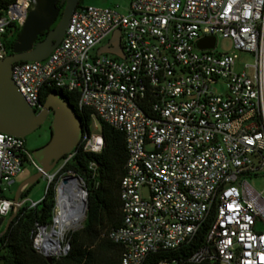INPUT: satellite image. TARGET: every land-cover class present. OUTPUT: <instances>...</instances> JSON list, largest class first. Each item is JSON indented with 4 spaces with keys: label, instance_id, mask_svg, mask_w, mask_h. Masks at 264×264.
I'll return each instance as SVG.
<instances>
[{
    "label": "built area",
    "instance_id": "1",
    "mask_svg": "<svg viewBox=\"0 0 264 264\" xmlns=\"http://www.w3.org/2000/svg\"><path fill=\"white\" fill-rule=\"evenodd\" d=\"M32 3L13 0L0 10V59L3 37L20 30ZM126 10L77 6L47 57L12 64L14 84L35 113L42 92L59 88L77 94L93 128L99 120L122 132L121 222L103 234L122 248L120 264L175 250L203 225L191 263L264 264V187L252 184L264 180V0H130ZM115 31L120 55L99 52ZM204 37L214 38L212 48L197 46ZM218 37L252 62L216 52ZM23 140L0 132L4 219L41 201L3 196L24 162L41 170ZM103 145L99 128L83 130L77 147L43 176L47 185L78 147L97 153ZM89 168L95 175L96 163ZM58 203L55 193L52 219ZM34 226L32 247L44 255L45 225ZM62 248L65 254L69 246Z\"/></svg>",
    "mask_w": 264,
    "mask_h": 264
},
{
    "label": "trees",
    "instance_id": "2",
    "mask_svg": "<svg viewBox=\"0 0 264 264\" xmlns=\"http://www.w3.org/2000/svg\"><path fill=\"white\" fill-rule=\"evenodd\" d=\"M13 0H0V10ZM82 0H79L78 6ZM60 10L51 26L58 21ZM19 30L9 35L15 36L6 40V48L11 52ZM46 31L40 33L37 40L43 39ZM56 91L72 106L80 119L83 130L91 132L90 111L79 109L76 105L77 94L63 89L46 88L42 92V102L48 93ZM99 132L104 141L100 152L83 151L78 147L70 159L54 176L45 190L41 201L34 208H19L7 229L0 234V264H120L122 248L103 236L110 228L119 226L121 222L119 184L124 174L126 148L122 132L109 124L100 121ZM65 157V156H64ZM63 157V158H64ZM96 163L95 175L89 168V162ZM72 172L77 174L87 192V209L83 225L77 231L69 233L70 247L67 253L49 263L45 257L32 247V234L35 223L46 225L51 223L55 205V181L61 174ZM29 188L23 190L21 197L26 196ZM12 213V212H11ZM10 213V214H11ZM3 226L0 228L2 230ZM205 225H203L192 241L175 250L160 251L148 255L144 264H153L160 260H176L177 264H193L188 259L202 244ZM200 264H220L218 261H204Z\"/></svg>",
    "mask_w": 264,
    "mask_h": 264
},
{
    "label": "water",
    "instance_id": "3",
    "mask_svg": "<svg viewBox=\"0 0 264 264\" xmlns=\"http://www.w3.org/2000/svg\"><path fill=\"white\" fill-rule=\"evenodd\" d=\"M58 1L63 4V9L60 18L51 27L60 10L56 5ZM78 2L79 0H33L11 52L0 59V132L24 139L37 129L48 115H51L49 125L51 132L48 141L30 153L41 170H36L34 174L21 181L13 196L14 202L18 201L23 190L30 188L40 177L51 171L55 172L58 161L77 147L83 133L76 110L59 93L56 91L48 93L43 102V109L35 113L18 91L11 77L14 62L42 60L58 45ZM44 31L47 33L43 39L37 40L38 35ZM213 45V37H204L197 42L200 48H212ZM99 52L120 55L119 31L114 32L110 43L100 47ZM76 180L80 181L81 178L75 173L60 177L56 186V196L59 201L68 185ZM80 190L84 196L82 211L85 218L88 205L84 184L80 185ZM67 193L70 198L71 191ZM15 214L16 211L12 212L6 219L0 216V228L3 226L0 234L7 229ZM51 223L44 226L46 231L51 229ZM43 256L49 263L52 262V255L45 253Z\"/></svg>",
    "mask_w": 264,
    "mask_h": 264
},
{
    "label": "rangeland",
    "instance_id": "4",
    "mask_svg": "<svg viewBox=\"0 0 264 264\" xmlns=\"http://www.w3.org/2000/svg\"><path fill=\"white\" fill-rule=\"evenodd\" d=\"M129 1L130 0H82L81 4L82 5L110 7V8L115 9L117 12H119L121 14H125L127 12L126 7L129 3ZM14 36H15V33L11 36L7 35V36L3 37L5 50H6L7 54H9V51L6 48V40L13 39ZM108 38L109 37H106L105 39H103L100 43H98L97 46H100V45L106 43ZM214 50L216 52H229V53L236 54L237 58L240 59L241 64L252 62V56L249 53H242V52L236 51L233 48V43H232L231 39H229V38L218 37L216 40ZM217 87H220V86L217 85ZM50 121H51V115H48L47 118L45 119V121L37 129H35L32 133L25 136V138L23 140L24 147L29 153H31L32 150L36 149L37 147H40L41 145H43L44 143H46L48 141V139L50 137V132H49ZM96 124H97L96 129L93 128L92 124L90 125V129L92 132H98V128H100V121L96 120ZM56 168H57V166H56ZM35 172H36V169L33 166V164H31L30 162H24L21 166L19 173L14 177L13 183H11L9 186L6 187L5 191L3 192V196H5L9 199H12L14 194H15V191L17 190V187L19 186L21 181L24 180L26 177L34 174ZM51 172H53V171H51ZM68 174H72V172H66L64 174H61L58 177V179L55 181V188L59 183L60 177L62 175H68ZM80 183L83 184L82 180H80ZM252 184L257 189H261L264 187V180L263 179H256V180L252 181ZM46 187H47L46 178L40 177L36 182H34L30 186L26 196H24L23 198L26 199L28 202L38 201L43 197L45 190H46ZM83 221H84V219L82 220L79 227H77L75 229L67 230L64 233V236L60 239L61 247L66 246L67 244L70 247L69 233L77 231L78 229H80L83 225ZM37 252L42 254L41 251H37ZM65 254H61L58 256L55 255L53 258L57 259V258L65 255Z\"/></svg>",
    "mask_w": 264,
    "mask_h": 264
},
{
    "label": "bare ground",
    "instance_id": "5",
    "mask_svg": "<svg viewBox=\"0 0 264 264\" xmlns=\"http://www.w3.org/2000/svg\"><path fill=\"white\" fill-rule=\"evenodd\" d=\"M80 181L76 180L70 183L66 192L62 194V198L58 203V209L54 212V219L51 223L49 231L41 230L43 250L50 255H59L62 253L60 239L67 230L75 229L80 226L84 219L82 206L84 204V196L80 190ZM68 191H71L70 194ZM72 203V204H71Z\"/></svg>",
    "mask_w": 264,
    "mask_h": 264
},
{
    "label": "flooded vegetation",
    "instance_id": "6",
    "mask_svg": "<svg viewBox=\"0 0 264 264\" xmlns=\"http://www.w3.org/2000/svg\"><path fill=\"white\" fill-rule=\"evenodd\" d=\"M49 132H51V130H50V126H49Z\"/></svg>",
    "mask_w": 264,
    "mask_h": 264
}]
</instances>
